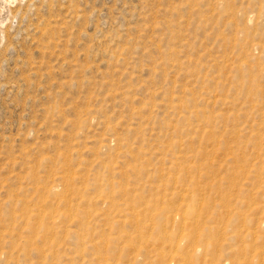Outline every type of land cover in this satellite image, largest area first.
<instances>
[{
	"label": "rangeland",
	"instance_id": "rangeland-1",
	"mask_svg": "<svg viewBox=\"0 0 264 264\" xmlns=\"http://www.w3.org/2000/svg\"><path fill=\"white\" fill-rule=\"evenodd\" d=\"M264 264V0H0V264Z\"/></svg>",
	"mask_w": 264,
	"mask_h": 264
},
{
	"label": "bare ground",
	"instance_id": "bare-ground-1",
	"mask_svg": "<svg viewBox=\"0 0 264 264\" xmlns=\"http://www.w3.org/2000/svg\"><path fill=\"white\" fill-rule=\"evenodd\" d=\"M249 264V263H248Z\"/></svg>",
	"mask_w": 264,
	"mask_h": 264
}]
</instances>
